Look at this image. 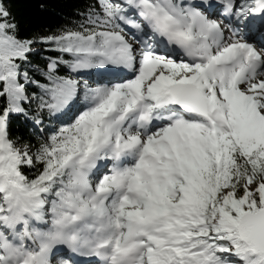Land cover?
Here are the masks:
<instances>
[{"label": "snow or ice", "instance_id": "6c2138e0", "mask_svg": "<svg viewBox=\"0 0 264 264\" xmlns=\"http://www.w3.org/2000/svg\"><path fill=\"white\" fill-rule=\"evenodd\" d=\"M15 2L0 264H264V0H90L31 35Z\"/></svg>", "mask_w": 264, "mask_h": 264}, {"label": "trees", "instance_id": "16d2710c", "mask_svg": "<svg viewBox=\"0 0 264 264\" xmlns=\"http://www.w3.org/2000/svg\"><path fill=\"white\" fill-rule=\"evenodd\" d=\"M90 0H16L14 12L25 22L31 35L65 24L75 18L78 9L82 10ZM45 4L41 9L39 5Z\"/></svg>", "mask_w": 264, "mask_h": 264}]
</instances>
